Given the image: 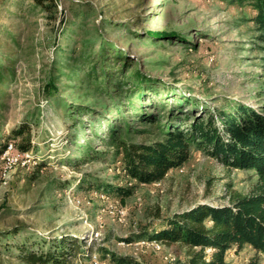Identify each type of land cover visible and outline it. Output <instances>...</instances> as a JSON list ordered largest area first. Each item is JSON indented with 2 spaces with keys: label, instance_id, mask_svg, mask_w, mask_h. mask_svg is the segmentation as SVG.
Masks as SVG:
<instances>
[{
  "label": "rangeland",
  "instance_id": "374dc122",
  "mask_svg": "<svg viewBox=\"0 0 264 264\" xmlns=\"http://www.w3.org/2000/svg\"><path fill=\"white\" fill-rule=\"evenodd\" d=\"M255 13L245 0H56L50 10L34 6L33 0H0V53L18 52L13 60L16 75L3 100L1 135L8 137L2 140L6 147L0 149V231L21 228L8 240L29 239V244L45 249L49 245L43 239L76 238L74 264H108L98 258L103 247L133 254L147 264L185 263L181 244L158 247L154 239L139 234L152 231L175 213L229 203V189L249 191L256 180L254 171L226 167L192 146L183 168L172 169L160 182L139 185L125 200L96 187L79 189L82 180L88 185L127 183L104 118L116 113L110 108L97 114L102 109L95 107L94 81L86 80L87 73L102 50L103 35L141 72L160 80L144 103H138L147 111L174 105L175 95L177 100L198 98V107L191 108L198 112L203 104L212 113L226 109L231 100L262 110L264 68L255 47ZM150 31L169 34L150 39ZM52 76L59 91L48 97L43 85ZM126 77L135 83L134 74L126 71ZM79 105L84 112L77 113ZM87 106L98 112L88 113ZM183 106L189 107L186 102ZM128 118L141 127L132 116ZM19 125L30 129V152L18 151L10 142L15 138L7 131ZM10 144L25 153L21 160L6 155ZM89 146L100 152L85 159L81 149ZM37 160L45 166L31 180ZM85 252L90 257L82 258ZM252 257L264 264V256L250 247H234L226 254L228 264H245ZM0 259V264H23L7 255Z\"/></svg>",
  "mask_w": 264,
  "mask_h": 264
},
{
  "label": "trees",
  "instance_id": "16d2710c",
  "mask_svg": "<svg viewBox=\"0 0 264 264\" xmlns=\"http://www.w3.org/2000/svg\"><path fill=\"white\" fill-rule=\"evenodd\" d=\"M242 3L244 0H236ZM251 3L255 10V47L260 52L264 68V0H245ZM36 7L50 10L56 5V0H33ZM86 16V11L84 12ZM17 33L12 34L15 40ZM167 31H150L148 38L157 39L167 36ZM102 50L98 59L93 61L87 73V81L92 93L96 95V106L102 109L98 112L95 107L87 106L88 113L103 114L113 108L116 116H104L109 122V142L113 144L121 167L126 185L106 183H77L80 189H103L115 192L122 200L132 196L141 184L151 185L162 181L172 169H181L191 158V147L205 150L216 158L222 165L231 169L253 170L256 180L249 191H228L229 203L212 206L203 204L182 213H175L165 219L160 226L152 231H142L140 236L157 239L165 245L179 243L185 247L187 261L183 264H228L226 254L234 247L242 249L250 247L257 255L264 256V105L262 110L242 102L231 100L226 109L208 111L203 104L202 111L191 109L198 107V98L173 96L175 101L171 106L162 110L147 111L141 105L146 100L147 92L153 88L156 80L145 75L130 61V56L116 49L113 42L100 35ZM17 41V40H16ZM116 49V52L115 50ZM114 51V53H113ZM14 55L0 53V149L6 147L2 140L7 135H1L3 112L6 104L5 88L16 75ZM9 60V62H5ZM126 71L136 76L132 85ZM120 76H116L120 74ZM264 84V69L261 73ZM59 91L54 76L43 85V92L51 97ZM158 94V93H156ZM162 94V93H161ZM108 100L107 103L105 101ZM150 102V101H149ZM189 107L184 109L183 103ZM158 106V105H157ZM92 108V109H91ZM69 109H71L69 107ZM97 110V111H96ZM79 105L77 113L84 112ZM74 116L76 111H72ZM163 114L168 115L165 118ZM96 114V115H97ZM113 114V113H112ZM130 114V115H129ZM219 114V115H218ZM132 116L141 125L130 123ZM29 128L19 125L7 131L15 139L10 141L18 151H32ZM133 136H144L143 140H135ZM19 139V142L16 141ZM9 142V143H10ZM84 158H95L100 151L82 148ZM2 155L3 151H0ZM37 166L31 172L33 180L45 166L36 161ZM61 186V185H60ZM157 208L154 217H160ZM21 228L0 231V255L15 257L23 264H74L71 253L78 244L76 238L61 236L48 242L49 248L29 244V239L14 241L8 237L17 234ZM5 239V243L1 240ZM129 240V239H128ZM37 242H42L38 239ZM35 244V243H34ZM46 245V244H43ZM103 255H98L101 261L108 264H147L133 254L118 253L106 247L101 249ZM82 258L90 257L87 252L81 253ZM108 257V259H107ZM3 260L0 259V263ZM245 264H259L257 257H252Z\"/></svg>",
  "mask_w": 264,
  "mask_h": 264
},
{
  "label": "built area",
  "instance_id": "2783aa9c",
  "mask_svg": "<svg viewBox=\"0 0 264 264\" xmlns=\"http://www.w3.org/2000/svg\"><path fill=\"white\" fill-rule=\"evenodd\" d=\"M25 153H18L15 150H13L12 148V144H11V151L7 152L6 155H15V157H19V159L21 160V156H23Z\"/></svg>",
  "mask_w": 264,
  "mask_h": 264
},
{
  "label": "bare ground",
  "instance_id": "6f19581e",
  "mask_svg": "<svg viewBox=\"0 0 264 264\" xmlns=\"http://www.w3.org/2000/svg\"><path fill=\"white\" fill-rule=\"evenodd\" d=\"M12 147H13V145H12ZM8 149H11V144L8 146ZM152 243L156 244L158 247L161 245V243L157 239H154Z\"/></svg>",
  "mask_w": 264,
  "mask_h": 264
}]
</instances>
